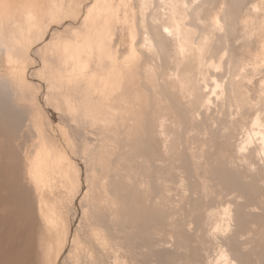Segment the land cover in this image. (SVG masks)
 <instances>
[{
    "label": "rangeland",
    "instance_id": "rangeland-1",
    "mask_svg": "<svg viewBox=\"0 0 264 264\" xmlns=\"http://www.w3.org/2000/svg\"><path fill=\"white\" fill-rule=\"evenodd\" d=\"M29 1H31V3ZM194 1L197 0H191V2H189L193 3ZM206 1L207 2L206 4H204L200 22H196L197 20H192L196 27H193L192 31L189 33L190 42H188L187 46V54L185 59L186 62L184 61L183 63H181V65H178L179 51H177L174 40L169 39L168 37L167 39L166 37H163L162 34L157 35L160 36L161 54L156 53L155 50L150 51V49H148L146 46H141L140 44V40L143 35V32L139 30L140 15L143 16L148 14V17L146 16V19L149 18V20H147L148 23H150L151 29L154 30L157 34L159 32L156 27H154L153 29V26H155V22L153 21H156V19L151 18V21V14L150 12H148L149 8H153V10L157 8V6H154L153 4L149 5L150 7L148 6L144 14V12L141 13L137 8L141 5L140 0H0V31L2 34H0V38L3 40H0V264H115L113 252L109 249L107 250L106 248H103V244L97 243L99 241V238H96L94 235L93 237L90 235L89 230L91 229L88 228V226H91L88 222H91L90 218L92 217L89 216L90 221L88 220L87 222V209L85 208V206L77 207L75 202L73 201L75 194L74 192L79 188L78 186L81 183L82 179L86 180V182L90 184L95 178V176L93 175L100 174L102 173V170L106 169L105 167L108 165L109 158L105 156V154L108 153L106 151H108L107 147L109 145L103 144L100 146L101 149L100 147H98V150L100 151L92 153L95 158H91V152L96 148L93 142L96 140H94V137H97L96 132L98 130V123H90V121L86 119L87 117L83 119L80 118L79 120V117L77 118L75 114L71 113L72 111L69 109V107H67V105L59 103L61 101L63 102V97L61 96V100L58 95L54 94L53 89L48 88V69L54 63V54L56 49L63 56L65 55L64 59H61V64L70 63L71 65L74 63V58H77L79 61L84 59V61H82V64L80 63L78 65L79 62L77 63L78 67H80V69L84 71L86 65L83 62L91 58V52L93 51L94 47H96L97 62L99 64L96 62V66L94 69L95 71H93L91 74L90 83L93 90L89 88L88 92L89 100L94 102L95 100H99V97H97L98 93L101 94L100 99L104 100L107 97L106 93H108L109 91L108 86H112L114 89L120 84L121 80L123 81V68H132L136 72L135 82L138 84L134 86L135 89L138 90L137 98L140 102V106L146 113L150 109H152L150 105L153 102L152 105L154 104L153 107H155L156 115L166 114V117L168 119V129L170 130L169 136L172 135V140H175L177 142L176 146L177 149L179 148V156L183 157V152L180 151V149H184L186 147L185 145H193L192 147L194 149L200 147L197 139H202L205 135L204 127L206 124L203 123L204 115L206 116L208 114L214 120L212 122H209L210 124H212V126L215 125L221 127L220 124L222 120H224V117H227V114L223 110L220 111V105H218L219 103L216 102L214 98L212 101L215 102H212V104H210V110L205 112L206 109L202 108L200 104L203 97V87L201 86V81L197 82V84L199 85L195 83L193 84L195 94L193 95V97L189 94L181 96L178 91L179 88L176 81L177 77H195L197 75L199 67H201L202 63L204 64V62V66H207L203 67L204 72L210 73V71H217V73L225 74V68L221 69L220 67L215 66L217 64L216 61L219 60V55H221L223 50L225 49V42L227 44V50L232 60V62L230 63L231 65H229L230 67L228 75H233V66L236 60L244 59L245 61H247V63H249V66L251 65V63L261 61L264 56V0ZM28 3H30V5ZM162 5L160 4V7L158 6L159 17L157 19L159 21V24H165L166 20L165 17L162 19V14L163 12L167 11V8L165 7V5ZM255 5L256 7H254ZM94 6L97 7V10H95ZM92 9L94 10V15L91 12L89 20L85 23L84 20H86V12L87 10L90 11ZM25 10H30L34 15L32 19V21L34 22L32 35L33 37H31L32 40L30 41L29 45L23 44L21 47H19V50L13 51L12 48L15 44V41L13 39L14 33L16 32L17 25L25 24V18H22L25 17ZM224 10L227 11V14H225L226 12L224 13ZM150 11L152 12V9ZM223 13L225 14V16L229 15L228 17H226V21L224 20L225 23L221 20V23H224H222L224 26H222L224 30L222 28L216 29L215 18L224 15ZM8 16L12 17V19L10 18L9 20ZM221 17L220 19H222ZM16 19H18L19 21ZM9 22L11 23V25ZM227 22L229 23V25L226 24ZM87 28L91 31V33L89 32V34H86L85 29ZM199 30H202V32H199ZM73 34L74 36H72ZM38 35L39 37L38 39H36ZM63 36H65V38L72 36L69 41L72 42L74 38V40H76L74 41L75 45L76 42H79L80 45H82V48L83 46H86L88 43H90V55L88 54V52L80 50L79 47L78 49H76L79 57L75 55L71 56L69 53L63 54L61 50L56 47V43L61 44V41L58 39H61ZM219 36H225V40H223L222 37V39L219 38ZM206 37H208L209 39L207 45H204ZM195 43L197 44L194 45ZM198 47H200V49H198ZM202 48L203 55H205V57L201 55ZM98 53L100 54V56ZM17 54L20 55V60H17ZM83 55H86V58L83 57ZM145 56L147 57L145 58ZM110 59L115 62L112 69L110 68ZM144 59H146V61ZM206 59L208 62L205 61ZM123 61L124 64L120 68L119 66ZM62 67L63 66H59V69L54 70L55 73L58 74L62 72ZM151 67L154 68L153 71ZM249 67L247 68L251 71L247 69L248 79L244 78V80H246H243V85L247 89L250 96L259 95L261 91L259 92L258 90L260 87H262L261 85L264 84V67L260 66L259 69L255 71L253 69H250ZM141 70L145 71L144 78L138 76L137 72ZM100 77H102V80H99ZM104 78H106L107 83H105ZM206 80L210 82V78L207 77ZM15 82H20L18 83L19 85L22 84L21 88L23 90H21L24 96L22 95V97H18L19 99L13 100L11 98V94L13 92ZM76 84L78 85L80 83H78L77 81ZM106 85L107 87L104 88V86ZM143 86H145V88ZM146 86L151 88L148 89L147 87V89L150 90L152 94L150 93V91L146 90ZM68 88L70 91H68V96L72 97L74 95V89L71 86V90L69 85ZM142 88H144L148 93L145 92ZM93 91L95 92L94 95ZM52 95H55V97H52ZM151 96L152 98H150ZM150 99L152 102L149 101ZM46 100L48 101V104ZM25 102L28 103L27 105H30L31 107L38 108L37 110L35 109V113L37 114V121L39 120L40 122L36 121V123H32V120H29L31 118L30 115L27 114V105ZM53 109L57 110L58 113L53 111ZM49 111H52L55 115H58L60 125L54 120L52 121V119H48V117H51L53 115V113H49ZM192 111L196 114L200 111V115H197V119H194V121H192L190 118ZM246 112L251 113L252 110H246ZM233 113L236 112L233 111ZM233 113V121H235V123L239 121L242 122L241 119L244 117L240 113L239 114L242 118L238 117L240 116L237 115L238 113H236V116L235 114L233 115ZM152 114L149 113L147 116H150V118L152 119ZM85 115L89 117L91 114L86 112ZM39 116L43 121H41ZM235 117L237 119H235ZM248 117L249 116H246V121H244L243 119V122H247ZM133 118L134 124L136 122H139L135 118V116ZM66 122L68 123V126H64V123ZM32 124H35L34 127L35 129L37 128V131H35V129H32L34 128L31 127ZM73 128H75V130ZM48 129L49 131H54V129H57V135L58 133L62 134L61 140L63 144L60 145V150L69 155L68 159H64L65 164H69L70 162H72V158L77 159V161H75L77 165L79 164V162L80 164L78 165L79 167L75 164V169H72V176L74 178L72 179L74 183L73 185L71 184L72 187L70 186L69 181H66L67 179L63 178L56 179L61 180V182L60 180L56 181V183L58 184L56 185L57 187H55V182L53 183L52 179V182L50 181L51 183L48 184L49 187L47 184H43L40 187V192L38 195L40 196L41 200H44L46 209L43 205L42 207L46 210L47 213L45 212V210L43 212L45 215H48L46 217H43L41 216L42 214L39 215L38 210L36 211L37 207L35 206H37V201L34 196H31L33 188L31 189V184H29V181L26 177V157L27 154L30 153V150L34 148L32 144L35 145V142L37 141V135L39 134L38 131L44 132ZM80 132H83V135L81 137H83L85 144L80 139ZM133 132H137L136 127L134 128ZM201 133L203 134V137L201 136ZM68 135L72 136L71 139L73 138L72 140H74L77 144L74 141L73 142L75 145L72 144L73 142L68 140ZM134 135L137 136V134ZM241 136L242 133L240 129H237L232 134V137L236 140H238ZM76 137L77 140H75ZM138 137H140V135ZM191 139L193 140V144L190 142ZM211 142L212 145H209V143L207 144L208 146L206 145L207 151L208 149L211 151H208L210 157H221L222 154L224 156H229L234 150L233 146L224 145V143L220 140H213ZM79 145L82 146V150L80 151L82 152V155L78 152L80 149ZM77 146L78 151H75V149H77ZM112 147L115 148L114 146ZM113 148L109 149L114 150ZM123 148H125V145H123ZM131 148L132 147H130V149ZM154 150L157 154H159V143L154 144ZM99 152L104 155L103 159L101 157L102 155L99 154ZM31 156L32 153L30 154V157ZM108 156H110L109 153ZM121 156L123 157L122 162H125V152H123ZM104 158H106V160ZM94 160H97L99 164ZM107 160L108 162L106 164L105 161ZM88 161L89 163L92 162V164H88ZM158 163H162V161L160 162L158 160ZM12 164H14L15 169L18 168L16 170V174L20 179L18 180L21 181L19 182V185L21 186L22 190L24 189L23 191H27L28 196H30V201L34 200L35 202L34 203L32 201L33 212L35 209L34 217L36 216V214L37 216H39L37 218L35 217L33 222H28L26 218L27 212L21 202V198H18L19 200L21 199L20 201L17 199L15 205H13L11 203V200L9 199V180L7 179H9V177L11 176ZM123 165L127 164L123 163ZM91 166H93L94 168H92L95 170H93ZM240 166L242 167V165ZM179 168V173H183L185 176L184 184L182 182L179 183H182L185 188L187 186V182L190 185L191 181L189 180V174L192 172L188 167L185 168L182 162H179V164H174L172 168L171 181H168L169 184L167 182V186L169 187V189L163 193L161 191V194L171 198L172 207L174 204L176 208L178 206L185 208V200L183 199L186 197L185 195H187V193H189L190 191L186 189L187 193L183 195V198L181 199V197H179V194L181 193V187L179 185H182L178 183L176 178V171L178 172ZM76 169L79 170L76 171ZM74 171L78 173H74ZM82 172L85 178L81 176ZM86 172L88 174H86ZM21 173L25 175V178L23 177V175H21ZM85 174L87 175V177L85 176ZM122 178L123 177L121 176V180L124 181V179ZM74 180H76L75 182L77 183V185H75ZM262 185L264 184L248 187V189L246 188V190H244L241 195V192L233 191L231 193L229 190L230 188H222L223 190L225 189V192H223L222 190L217 191V193L219 194L221 192V197L219 194H217L213 198L212 196H210L206 200V203H211L213 201V203H211L212 206L219 203V198H221V201H227L232 196L235 197L239 202L248 204V208L246 207L245 211H243V214L240 215L241 217L235 220L233 224L234 226L232 227V230H236L239 232L240 236H238V239L244 238L242 250L245 254V261L247 264H264V211H260V204L264 205V186ZM66 186L68 187V189ZM217 186L218 185L216 183H213V187L215 189L217 188ZM42 191L43 193H41ZM189 194H192V191ZM178 197L180 200H182L181 205ZM176 199L178 200V202L175 201ZM137 206L139 207L140 203H137ZM249 208H254L253 210L256 211V213L253 215L247 214ZM51 209L54 211H52ZM178 210L179 209H177V212ZM184 210L185 209H180L179 213H176V215L180 214V212L181 215H175L176 217L172 219V229L169 226L167 227V225L164 226L163 221L159 219L153 220L152 224L158 227V232L160 234H164L166 232H170L172 234V246H174V243L178 241V238L186 240L187 245H183L177 249L172 248V252L169 253V255L160 252L158 249H153L151 253H139L140 248L136 247L135 250H133V253L139 256L138 258L140 264H206L204 251L202 249H199L198 247H195V245L199 244V238L194 232L190 231L192 228H190L189 232H187V230L182 229L180 224L178 223L179 218H184L186 216V211ZM48 211H50L51 213ZM52 212H54L55 215ZM77 213H79L80 219L78 218L79 221L73 222V215ZM139 213H141V211ZM50 219L51 221L48 222V220ZM44 220L46 221L45 223H43ZM52 221H54V224ZM175 221H177V223ZM86 224L89 225L87 226ZM138 227L139 225L136 227H130L129 229L130 236L133 237L135 235L133 238L136 244L141 241L137 232ZM174 229H176V232H173ZM94 237L96 240L94 239ZM118 239L117 240L120 247L116 250L117 256L119 258V262L117 264H137L131 256L132 253L127 250V239H125L124 237L122 238L121 236L120 238L118 237ZM152 256L154 257L152 258Z\"/></svg>",
    "mask_w": 264,
    "mask_h": 264
},
{
    "label": "bare ground",
    "instance_id": "bare-ground-1",
    "mask_svg": "<svg viewBox=\"0 0 264 264\" xmlns=\"http://www.w3.org/2000/svg\"><path fill=\"white\" fill-rule=\"evenodd\" d=\"M189 1L191 2V0H140L141 5L140 7H137V8L139 9L141 13L144 12V14L148 6L152 4L154 6H157V8L160 4L161 5L163 4L167 8V11L163 12L162 14V19L165 17V19L167 20V22L165 20V24H162V23L159 24V21L157 19L159 17L158 15L159 8L158 10L157 8L154 10L153 8H151L152 12L150 11L151 9L149 8L148 12H150L151 14L150 19L151 18L156 19V21H153L155 22V26H153V29L154 27H156L159 31V32L157 31L158 34L155 33V31L151 29L150 23H148L149 18H147L148 20L146 19V16L148 14L143 15V16L140 15L139 30L143 32L142 38L140 40L141 46H146L148 49H150V51L155 50L156 53L159 54L161 51V44H160V36H157V35L162 34L163 37H166V38L168 37L169 39H172L175 41L177 51H179L178 65L179 64L181 65V63H183L186 59L187 46H188V42H190L189 33L192 31L193 27H196L195 24L192 22V20L193 21L197 20L196 22L198 21L200 22L202 18V11H203L204 4H206L207 2L206 0H197V1H194L193 3H190ZM235 1H239V0H235ZM29 2L31 3V1ZM30 3L28 4L30 5ZM254 7H256V5ZM94 8L95 10H97L96 6H94ZM225 10H224V13L226 12L225 14H227V11ZM24 12L23 13L25 14V17H22V18H25V22H24L25 24L17 25V28L15 27L16 32L14 33V38H13L15 41V44L12 48L13 51L19 50V47H21L23 44L29 45L30 41L32 40L31 37H33L32 35H33L34 22L32 21V19L34 15L30 10L29 11L25 10ZM91 12L94 15L93 9L90 11L87 10L86 16H85L86 20H84L85 23L89 20ZM225 14L221 15L222 17L220 16L222 19H220V17L215 18L216 29H220V28L223 29L224 27L223 24L225 23L224 20L226 21V17L229 16V15L225 16ZM18 15H19V12H18ZM21 15H22V12H21ZM10 18L12 19V17H9V20ZM221 20L224 22V23L222 22L223 24L221 23ZM15 21H14V24H15ZM226 24L229 25L228 22ZM202 30H199V32H202ZM85 32L86 34H89V32L91 33V31L88 28L85 29ZM0 34H1V31H0ZM72 36H74V34ZM38 37L39 35L36 37V39H38ZM208 37L205 38L204 45H207L208 39H209ZM221 37L222 36H219V38ZM222 38L223 40H225V36ZM62 39H65V36H63ZM62 39H58L61 41V44L56 43V47L60 49L63 54L69 53L71 56L75 55L79 57L76 51V49H78L79 47L80 50H83L84 52H88V54L90 55V52H89L90 43H88L86 46H83L82 48V45H80L79 42L78 43L76 42V45H75L74 40L72 42H66L64 40L62 41ZM0 40L2 39L0 38ZM196 44L197 43H195L194 45ZM225 45H226L225 49L223 50L222 54L219 55L220 56L219 60L218 61L215 60L217 62V64L215 65L216 67H220L221 69L225 68L224 69L226 70L225 74L217 73V71L211 72L210 68H209L210 73L204 72L203 67L206 66V65L204 66L205 64L204 62V64L202 63L201 67H199L197 75L195 77L193 78H190V77L185 78V76L181 78L177 77L176 81H177L178 88H179L178 91L181 96L185 94L187 95L189 94L193 97V95H195L193 84L194 83L197 84V82L201 81L202 84L201 83L200 84L203 87V90H202L203 97H202V101L200 104L202 108L206 109L205 112L210 110L209 107H210V104H212L213 102L212 100L214 98V100L219 103L218 105H220V111L223 110L227 114V115L225 114L227 117H224V120H222L220 124L221 127H220V126H215V125L212 126V124H210L209 122H212L214 120L208 114L205 116L203 113L204 115L203 123L206 125L204 127L205 128L204 137H203V134L201 133V136L203 138L201 137L202 139H197L200 147L197 149H194L192 147L193 145L192 146L189 144L185 145L186 147L184 149H180V151L183 152V157L179 156V153H178L179 148L177 149V146H176L177 142L175 140L174 141L172 140V135L169 136L170 130L168 129V122H167L168 119L166 117V114L156 115L155 107H153L154 104L152 105L153 102L151 101V99L149 101L152 102L150 105L152 109H150L148 112L145 113L143 111V108L140 106V102L137 98L138 90H136L134 86L138 84L135 82L136 72L132 68H131L132 70L127 69V67H125V69L123 68L124 71H122V73H123L124 79L123 81L121 80L120 84L116 88L113 89L112 86H108L109 91L108 93H106L107 94V97L105 98L106 100L105 99L101 100L100 99L101 94L98 93L97 97H99V100L98 101L95 100L94 102L89 100L88 92H89V88L93 90L90 81H91V74L93 71H95L94 69H95L96 62H97L96 47H94L93 51L91 52L92 54L91 57L94 56V58H92L91 64L89 63L91 61V58L89 59L90 61L86 60L85 62H83L86 65L84 71L80 69V67H78L80 63L82 64V61H84V59L79 61L77 58H74V63L71 64L73 68L71 72L68 73V77L65 75H62V77H66V79L68 80L67 82H69L70 88L72 86V88L74 89L73 90L74 95L71 97V96H68V91H69L68 85L66 84L65 87L61 85L59 91L61 93V96L63 97V104L67 105V107H69V109L72 111L71 113L75 114L77 118L79 117V120L80 118L83 119L87 117L86 119L90 121V123L92 122L98 123V127H97L98 130L96 132L97 137H94V140L95 139L96 140L93 142L96 148L92 150L91 155H90L91 158L92 159L95 158V156L92 153H95L96 151H100L98 150V147H100L103 144L109 145L107 147L108 151L106 152H108L110 156H108V153L106 154L103 153L105 154V156L109 158V159L107 158L109 162L108 160L105 161L106 164L108 162V165L105 167L106 169L102 170V173L98 172L100 174L93 175L95 176V178L92 180L93 182L90 184L86 182V180L82 179L81 183L78 186L79 188L77 187L78 188L77 191L73 189L75 191L73 201L75 202L77 207L85 206V208L87 209L86 212L88 213L87 222L90 218L89 216L92 217L90 218L91 222H88L92 228L88 226L89 224L88 225L86 224L88 228L91 229L89 230L90 235L92 237L94 235L96 238H99L98 239L99 241L97 243L103 244L104 245L103 248H106L107 250L109 249L110 251L113 252L115 264L119 262V258L117 256L116 250L120 247L118 243V240H119L118 237L120 238V236L122 238L124 237L125 239H127L126 241L127 250L130 253H132L131 256L137 264H140L139 258H138L139 256L133 253L134 252L133 250H135L136 247L140 248L139 253H143V252L151 253L153 249H158L160 252H163L169 255V253L172 252V248L177 249L183 245H187L186 240L182 238H178V241L174 243V246H172V234L170 232L160 234L158 232L159 231L158 227L152 224L153 220L159 219L163 221L164 226L167 225V227L169 226L172 229V221H173L172 219L175 218L177 215L178 216L181 215V212L180 214L176 215V213H179L180 209L181 210L185 209L184 211H186V216L184 218H179L178 223L180 224L181 228L184 230L186 229L187 232H189V229L192 228L190 231L194 232L196 236L199 238L198 239L199 244L195 245V247H198L199 249H202L204 251V258H205L206 264H247L245 261V254L243 253V250H242V244L244 242V238L238 239V236H240L239 232L236 230L235 231L232 230V227L234 226L233 224L235 220L241 217L240 215L243 214V211H245L246 207L248 208V204L241 203L238 200H236L235 197H232V196L227 201L225 200L221 201V198H219L220 199V201L218 200L219 203L215 204L214 202L215 205H212V206H211V203H213V201L211 203H206V200L210 196H212L213 198L215 195L219 194L217 193V191L219 190H222L223 192H225V189L223 190L222 188H226V189L230 188L229 190L231 193L233 191L241 192L240 193L241 195L244 192V190H246V188L248 189V187H253V186L260 185V184H264V84L261 85L262 87H260L258 90L259 92L261 91L260 94L255 95V96H250L247 89L243 85L244 81L246 80V79L244 80V78L248 79L247 77L248 68L247 67L250 66L249 68L253 69L254 71L259 69L260 66L264 67V59H263L264 56L263 58L261 57L263 60L260 58L261 61H258V62L256 61L254 63H251V65L249 66H248L249 63H247V61H245L244 59L236 60L233 66V70H234L232 73L233 75H228V71L230 67L229 65H231L230 63L232 62V60L227 50L226 42H225ZM198 49H200V47H198ZM108 54H109V50H108ZM201 55H203V48H202ZM19 56L20 55L17 54L16 56L17 60L18 59L20 60ZM203 56L205 57V55ZM146 57L147 56H145V58ZM144 60L146 61V59ZM205 61H207V59ZM114 64L115 62L110 59L111 69L114 66ZM123 64H124V61L121 63L119 67L121 68ZM151 69L153 71L154 68L151 67ZM137 73H138V76L142 78L145 77V71L141 70V71H138ZM207 77L210 78V82L206 80ZM106 78H104L105 83H107ZM72 79H73V82L71 81ZM99 80H102V77H100ZM77 81L80 84L77 85L76 84ZM18 83L15 82L14 89L11 94V98L13 100L19 99L18 97H22V95L24 96L22 92L23 89L21 88L22 84L19 85ZM81 87H82V90H81ZM106 87L107 85L104 86V88ZM143 87L145 88V86ZM147 87L148 86H146V90L151 89L150 87H148L147 89ZM94 93L95 92L93 91V95ZM150 98H152V96ZM22 101H25V100H22ZM46 102L48 104L47 100ZM27 104L28 103H26V105ZM35 109L37 110L38 108L31 107L30 105L26 106V110L28 112L27 114H29L31 118L29 120H32V123L33 122L36 123L37 121V118H36L37 114L35 113ZM246 110L248 111L252 110V112L249 113V112H246ZM53 111L58 113V111L55 109H53ZM233 111L238 113L237 115L241 114L244 117L242 118L241 115L238 116L242 118L241 119L242 122L239 121L241 123L239 122L235 123V121H233V116H232ZM51 112L49 111V113ZM86 112L90 113L91 115L89 117L86 116L85 115ZM149 113L151 114L153 113L152 119L150 118V116H147ZM236 113H233V115L235 114L236 116ZM197 115H200V111L197 112V114L195 112L193 113L192 111V114L190 115L191 120L194 121V119H197ZM134 116L139 121V122H136L135 124L133 122ZM246 116H249L247 118L248 120L247 122H243V119L244 121H246L245 120ZM40 119L41 121H43L41 117ZM48 119H52V121L54 120L56 123L60 125L58 115H55L53 113V115L51 117H48ZM235 119L237 118L235 117ZM67 124H68L67 122L64 123V126L65 125L68 126ZM34 126L35 124L34 125L32 124L31 127H34ZM135 127L137 129V132H133ZM32 129H35V127ZM36 129L35 131H37ZM73 129L75 130V128ZM237 129H240L242 133V136L238 140L232 137V134ZM48 131L49 129L47 131L45 130L44 132L38 131L39 134L37 135V141L35 142V145L32 144L34 148L30 150V153H28L26 157V160H27L26 177L29 181V184H31L30 186L31 189L33 188L31 196H34V198L37 201L36 202L37 206H35L37 207L36 211L38 210L39 215L42 214L41 216L43 217H46L48 215L44 214L43 211L46 209L44 205L45 203H44V200H41L40 196L38 195L40 192V187L43 184L48 185L52 181L53 183L55 182V187H57L56 185L58 184L56 183V181L60 180V179L56 180L57 178L67 179L66 181H69V184L72 187V185L74 184L72 180L74 179L72 176L73 174L72 169L73 168L75 169V167L80 164L79 162L80 159L78 160L79 164L77 165V163H75L77 159H74V158H72V162H70L69 164H65L64 159H68L69 155L66 154L64 151L60 150V145L63 144L61 140L62 134L58 133L57 135L56 133L57 129H54V131H49V132ZM134 134H137V136ZM82 135H83V132H80V139L84 143L85 141L83 137H81ZM139 135L140 137H138ZM71 137L72 136L68 135V140L73 142L74 140H72L73 138L71 139ZM77 137L75 140H77ZM154 139H157V140H154ZM191 140L190 142L193 144V140L192 141ZM213 140H220L224 143V145L233 146L234 150L231 153V155L224 156L222 154L221 157H215V156L210 157L209 152H208L210 150L208 149L207 151L206 145L208 143L210 145L212 143L211 141ZM74 142L72 144H74ZM156 143H159L160 145L159 154H157L154 150V144ZM81 145H79L80 146L79 151H78V146L76 147L77 149H75V151H78L79 154L82 153L80 152L82 150ZM123 145H125V148H123ZM112 146H114L115 148H113ZM111 147L114 150H110L112 149ZM130 147L132 148L130 149ZM123 152H125V156H124L125 162H122L123 157L121 156V154H123ZM31 153H32V156L30 157ZM85 153H89V152H85ZM172 153H175V154H172ZM99 154L101 153L99 152ZM103 156L104 155L101 156L102 159H103ZM104 159L106 160V158ZM158 160L160 162L162 161V163H158ZM94 161H97V160H94ZM178 161L180 163L182 162L185 168L188 167L189 170L192 172L190 173L189 171L190 173L189 180L191 181L190 185L188 184L187 182L188 180H187L186 181L187 186L185 188L183 186L184 177H185L184 174L179 173L180 168L179 170L177 169L178 172L176 171L177 173L176 178H177L178 183L179 182L183 183V184L179 183V184H182V185H179L181 188L178 187L181 189V193L180 194L178 193L179 197H181V199L183 198V195L187 193L186 189L189 190L190 192L192 191V194H189L190 193L189 192L187 193V195H185L186 197L184 196L185 198L183 200H185V204H184L185 208L181 206H178L176 208L174 204L172 207L171 198L161 194V191L163 193L169 189L167 185L169 184L168 181H171L172 168L174 164H177V163L179 164ZM90 163L92 164V162ZM90 163L88 161V164ZM123 163L127 165H123ZM240 165H242V167ZM93 166H91V168ZM17 169H15L14 164H12L11 176L9 177V179H7L9 180L8 182V189L10 192L9 199L11 200V203L15 205V203L17 202V199L21 198L22 199L21 202L27 212L26 218L28 222H33L35 217L37 218L39 215L37 216L36 214V216L34 217L35 209L33 212V206H32V203L34 202V200H32L33 202L30 201L29 199L30 196H28L27 191H23L24 189L22 190L21 186L19 185V182L21 181H19L20 179L17 177V174H16ZM78 170L76 169V171ZM76 171H74V173ZM87 172L86 174H88ZM86 174L85 176L87 177ZM21 175L23 174L21 173ZM24 176L25 175H23V177ZM81 176L84 177L83 172ZM121 176L123 177L122 179H124V181L121 180ZM75 181L76 180H74V182ZM213 183H216L218 185L216 189L213 187ZM75 185H77L76 182H75ZM41 193H43V191ZM219 195L221 197V192ZM44 198H45V194H44ZM175 201L178 202L177 199ZM181 201L182 200L179 199V202ZM137 203H140L139 207L137 206ZM181 204L182 202L180 203V205ZM42 205L44 206L45 209H43ZM251 208L248 209L247 214L253 215L256 213V211L253 210L254 208L253 209ZM260 208H261L260 211H264L263 204H260ZM177 209H179L178 212H177ZM138 211L139 212L141 211V213H139ZM52 213L54 214V212ZM51 217H54V216H51ZM78 218L80 219L79 213L74 214L73 219H72L73 222L79 221ZM45 220L43 223L46 222ZM49 221H51V219L48 220V222ZM52 222L54 224V221ZM175 222L177 223V221ZM133 225L135 227L139 225V227L137 228V232H138V235L141 241L138 242V244H136L134 241L133 237L135 235L131 237L129 234V229L130 227H134ZM175 230L176 229H174L173 232ZM97 235H99L100 237ZM120 257H123V256H120ZM153 257L154 256H152V258Z\"/></svg>",
    "mask_w": 264,
    "mask_h": 264
},
{
    "label": "crops",
    "instance_id": "crops-1",
    "mask_svg": "<svg viewBox=\"0 0 264 264\" xmlns=\"http://www.w3.org/2000/svg\"><path fill=\"white\" fill-rule=\"evenodd\" d=\"M63 35H65V34H63ZM70 37H72V36H70ZM70 37L65 38V39H62L63 38L62 37L61 39H62V41L64 40V41L68 42ZM73 40H74V38H73ZM74 41H76V40H74ZM54 55H55L54 56L55 57L54 58V63L48 69V77H49L48 88L53 89L54 90V94L58 95L59 98L62 100L61 94L59 93V88L61 87V85L64 86V87L66 86V84L69 85V82H67L68 80L66 79V77H62V75H65V76L68 77V73L71 72L73 66L70 65V63H66V64L62 63L61 64V59H64L65 55L63 56L56 49H55V54ZM83 57L86 58V55L85 56L83 55ZM92 58H94V56L91 57V61L89 60L90 64L92 62ZM59 66H63L62 67L63 71H62V73L56 74L54 70L59 69ZM97 71H98V68H97ZM60 75H61L62 78L60 77ZM71 81L73 82V79ZM55 95L54 96L52 95V97H55ZM61 103H63V102L61 101Z\"/></svg>",
    "mask_w": 264,
    "mask_h": 264
}]
</instances>
